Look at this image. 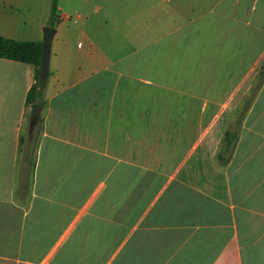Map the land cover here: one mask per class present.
Here are the masks:
<instances>
[{
	"label": "crops",
	"instance_id": "0c3cea01",
	"mask_svg": "<svg viewBox=\"0 0 264 264\" xmlns=\"http://www.w3.org/2000/svg\"><path fill=\"white\" fill-rule=\"evenodd\" d=\"M53 1L0 0V37L43 43ZM58 12L36 151L0 58V264H264V0Z\"/></svg>",
	"mask_w": 264,
	"mask_h": 264
},
{
	"label": "trees",
	"instance_id": "16d2710c",
	"mask_svg": "<svg viewBox=\"0 0 264 264\" xmlns=\"http://www.w3.org/2000/svg\"><path fill=\"white\" fill-rule=\"evenodd\" d=\"M56 19H60L58 12V0L53 1L51 17L49 25L55 26ZM43 43L34 41H15L0 37V58L30 64L35 68L36 82L30 89L27 96V106L33 107L38 105L42 108L45 107V97L43 93L44 82L40 79V66L42 61ZM261 76H264V66L261 71ZM43 120L40 121L39 127L35 130V135L32 141H29L27 134L23 136V144L28 143L33 151H36L39 139L42 134ZM237 136L228 131L225 134L224 142L230 145L236 141ZM235 143V142H234ZM235 146V144H234Z\"/></svg>",
	"mask_w": 264,
	"mask_h": 264
},
{
	"label": "water",
	"instance_id": "95a60500",
	"mask_svg": "<svg viewBox=\"0 0 264 264\" xmlns=\"http://www.w3.org/2000/svg\"><path fill=\"white\" fill-rule=\"evenodd\" d=\"M59 23V19H56L55 26ZM57 30L55 27L48 26L44 28V41H43V52H42V61L40 66V79L47 83L50 75V59H51V51L53 39ZM42 115V107L38 105H34L31 108V113L29 117V129L28 135L30 138L33 137L34 132L39 125L40 119Z\"/></svg>",
	"mask_w": 264,
	"mask_h": 264
}]
</instances>
